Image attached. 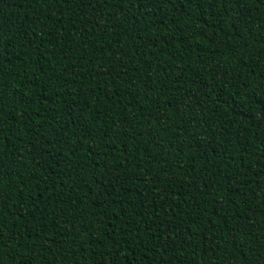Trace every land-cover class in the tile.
Segmentation results:
<instances>
[{"label":"trees","instance_id":"16d2710c","mask_svg":"<svg viewBox=\"0 0 264 264\" xmlns=\"http://www.w3.org/2000/svg\"><path fill=\"white\" fill-rule=\"evenodd\" d=\"M0 264H264V0H0Z\"/></svg>","mask_w":264,"mask_h":264}]
</instances>
